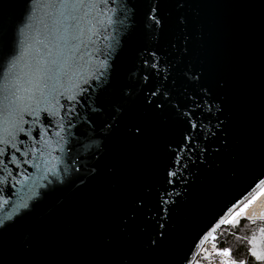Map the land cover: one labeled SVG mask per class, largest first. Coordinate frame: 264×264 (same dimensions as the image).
<instances>
[{
  "label": "water",
  "instance_id": "1",
  "mask_svg": "<svg viewBox=\"0 0 264 264\" xmlns=\"http://www.w3.org/2000/svg\"><path fill=\"white\" fill-rule=\"evenodd\" d=\"M13 104L0 264H190L264 180V0H0Z\"/></svg>",
  "mask_w": 264,
  "mask_h": 264
},
{
  "label": "snow or ice",
  "instance_id": "2",
  "mask_svg": "<svg viewBox=\"0 0 264 264\" xmlns=\"http://www.w3.org/2000/svg\"><path fill=\"white\" fill-rule=\"evenodd\" d=\"M50 4L53 7L59 5V9L67 10V9H75L84 4V0H50ZM63 15V11L60 12ZM15 101H20L21 97L13 94ZM11 103V102H10ZM39 103V102H37ZM25 109L32 115H36V112H33L28 105H23V107L18 108L16 105L8 107L4 112L0 113V132L3 135H0V143H7V139L5 137H11V139L15 140L17 133L24 132L23 124V113ZM45 109L37 108V111H43ZM27 134V133H25ZM3 150L0 149V152ZM169 175H174V173L169 172ZM259 191L253 195V197L245 204L241 205L239 209L232 213V215L228 219L222 218L219 223L220 224H232L234 227L239 223L240 217L244 216V218L252 220L254 217L252 215L245 216L246 210L250 205L254 204L259 196H264V180L260 181V184L257 186ZM239 203V202H238ZM233 208H236V205H233ZM231 212V209L229 210ZM260 219L264 220V212L260 213ZM218 226V225H217ZM261 233L264 234V228L260 229ZM215 239V237H213ZM250 244H253V240L248 241ZM249 252L252 257H254L257 261H264V250L257 251L255 247L250 248ZM216 255L219 256H228L229 249L225 248L222 250H218ZM221 264H229L228 261H221ZM231 264H237V262L232 261ZM239 264H244L243 261H240Z\"/></svg>",
  "mask_w": 264,
  "mask_h": 264
},
{
  "label": "trees",
  "instance_id": "3",
  "mask_svg": "<svg viewBox=\"0 0 264 264\" xmlns=\"http://www.w3.org/2000/svg\"><path fill=\"white\" fill-rule=\"evenodd\" d=\"M264 228V221H247L240 217L239 223L234 227L232 224L221 225L213 240L215 250L229 249V256L239 264H264L251 256L249 249L255 247L257 251L264 250V234L260 229ZM260 234V235H258ZM258 238V240H257ZM253 240L250 244L248 241Z\"/></svg>",
  "mask_w": 264,
  "mask_h": 264
},
{
  "label": "built area",
  "instance_id": "4",
  "mask_svg": "<svg viewBox=\"0 0 264 264\" xmlns=\"http://www.w3.org/2000/svg\"><path fill=\"white\" fill-rule=\"evenodd\" d=\"M202 248H204V251L203 253H200ZM197 251H199L197 254L198 257L196 256L197 258H192L193 260L190 264H221V261H228L229 264H231L233 261L229 256L216 255V252L212 251V247L209 246L208 243L205 244L202 242ZM194 255H196V253Z\"/></svg>",
  "mask_w": 264,
  "mask_h": 264
},
{
  "label": "rangeland",
  "instance_id": "5",
  "mask_svg": "<svg viewBox=\"0 0 264 264\" xmlns=\"http://www.w3.org/2000/svg\"><path fill=\"white\" fill-rule=\"evenodd\" d=\"M259 191V189L254 193V194H256L257 192ZM253 194V195H254ZM253 195L250 197V198H248L247 200H245L242 204H240L239 205V207L241 206V205H243V204H245V203H247L252 197H253ZM239 207L235 210V211H237L238 209H239ZM234 211V212H235ZM232 215V214H231ZM230 215V216H231ZM229 216V217H230ZM229 217H227L226 219H228ZM242 218H243V216H242ZM223 225V224H222ZM224 225H229V224H224ZM218 230H219V228L215 231V232H213L210 236H209V238L207 239V242L206 243H208V245L209 246H211L212 247V251L213 252H217V250H215V248H214V244H213V237H216V233L218 232ZM258 235H260V234H258ZM261 236V235H260ZM258 238H260V239H262V238H264V235H263V237L261 236V237H258ZM258 238H257V240H258ZM203 251H204V248H202V250L200 251V253H203ZM199 252V251H198ZM229 256V255H228ZM230 257V256H229ZM231 258V257H230ZM232 259V258H231ZM234 261V260H233ZM194 264H197V263H194Z\"/></svg>",
  "mask_w": 264,
  "mask_h": 264
},
{
  "label": "bare ground",
  "instance_id": "6",
  "mask_svg": "<svg viewBox=\"0 0 264 264\" xmlns=\"http://www.w3.org/2000/svg\"><path fill=\"white\" fill-rule=\"evenodd\" d=\"M255 192H256V191H255ZM255 192H254V193H255ZM254 193H253V194H254ZM253 194H252V195H253ZM252 195H251V196H252ZM251 196H249L248 198H250ZM248 198H247V199H248ZM247 199H245V200H247ZM245 200H244V201H245ZM244 201H243V202H244ZM243 202H242V203H243ZM242 203H241V204H242ZM238 207H239V205L234 209V211H235ZM234 211H232V212L228 215V217H229ZM208 238H209V237H208ZM208 238H207V239H208ZM207 239H205V240L203 241V243L206 244ZM197 254H198V251L196 252V255H194L195 257H193V258H197V257H198ZM196 256H197V257H196ZM192 260H193V259H192ZM192 260H191V261H192Z\"/></svg>",
  "mask_w": 264,
  "mask_h": 264
}]
</instances>
